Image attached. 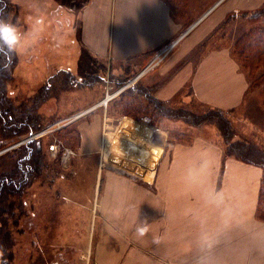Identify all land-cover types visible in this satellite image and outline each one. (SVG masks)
Wrapping results in <instances>:
<instances>
[{"label": "crops", "instance_id": "0c3cea01", "mask_svg": "<svg viewBox=\"0 0 264 264\" xmlns=\"http://www.w3.org/2000/svg\"><path fill=\"white\" fill-rule=\"evenodd\" d=\"M166 1L188 2L50 0L52 48L70 49L75 33L91 62L129 61L136 72L132 85L142 83L161 100L188 87L189 99L224 111L236 108L248 91V76L227 44L205 43L227 18L252 15L264 0H213L216 7L204 24L198 17L182 24ZM10 2L11 21L22 34L17 67L21 49L42 29L26 17L36 13L37 0ZM159 54V64L140 74ZM38 108L43 113V105ZM70 113L75 111L62 110L58 117ZM78 128L77 153L71 149L67 178L51 202L50 228L37 240L45 241L48 230L57 247L61 240L79 245L52 250L53 264L75 258L82 264H264V220L255 215L260 166L224 155L217 139L172 141L147 118L111 115L107 108L86 115ZM142 220L149 231L138 237ZM68 225L83 227L71 233ZM59 226L62 236L55 232Z\"/></svg>", "mask_w": 264, "mask_h": 264}, {"label": "rangeland", "instance_id": "374dc122", "mask_svg": "<svg viewBox=\"0 0 264 264\" xmlns=\"http://www.w3.org/2000/svg\"><path fill=\"white\" fill-rule=\"evenodd\" d=\"M10 5L13 9L8 12V22L12 19L14 11V6L11 2ZM175 5L176 4H174L173 12L176 14L180 9ZM49 6L50 0H37V6H35L36 13H34V16H26L29 22L36 23L39 29H42V31L37 34L41 35L40 33H42V35L32 43H27V47L25 46L21 49V57L23 56L21 63L12 70L10 79L5 82V89L6 94L12 99L14 105H18L21 102L29 105L31 101L30 98L36 94L39 87L44 82H48V78L52 80L53 90L48 98L41 104V106L43 105V113L41 112L43 126L32 134L45 131L42 135L43 137L48 136V139H44V142L46 143L47 140L50 141L49 138L53 140L51 146L48 148V155L46 158L49 159V162H52L55 158H58L59 161L53 164L50 163V166L46 167L42 174L34 179L29 185V189L25 190L22 195L24 199L23 205L17 207L13 213L14 216L12 215V218L15 220L12 221L11 218L9 221V230L11 231L12 239V243L9 246V251L12 254V256L9 257V264H53L55 254L52 250L66 249V245L68 244H62V240L58 242V247L55 245L56 235L54 239L53 236L50 238L51 233L48 230H46L44 234L45 241L40 243V241L37 240L40 236V231L43 232L47 227V223L52 220L50 219L52 218L51 202L54 200L53 198H55V196H58L57 193L58 191L60 192V188L62 189L65 179L67 178L66 175L70 163H63L62 158L65 156L66 150L71 153L72 151L77 153L80 141L78 123L83 120L86 115L102 111V109L107 108L110 103L108 113L122 116L117 114V110H115V100H118L117 97L132 86V82H129L132 78L131 76L136 73H134V69L131 70L129 61L119 63V65L115 62L104 60H97L96 63L95 61L91 62L88 57V51L75 42V33H73L72 36L73 41L70 42V49L59 48L54 50L52 48V39H50L51 16L50 12H48V10H50ZM186 6L187 22L192 20V18L198 17V23L202 24L211 19L213 10L216 7L213 0H188ZM260 9H264V7ZM32 25L35 24H31V26ZM252 27H264V12L253 18H250L249 15H239L237 18L226 19L224 25L214 31L211 37L206 40L208 42L205 43V47L220 46V43H222L227 44L231 48L234 46L233 43L235 40L243 33L249 31ZM24 32L25 35L28 36L26 31ZM25 39L31 38L27 37ZM16 52L19 56V52ZM31 53L33 57L28 60L26 56ZM47 58L48 61L46 60ZM59 65L62 66L61 69H59ZM67 69L71 72H68ZM46 70L50 72V74L54 72L53 75H51L52 77L46 74ZM61 70L62 72L67 71L71 75V78L61 79L59 77V72ZM242 70L244 69L242 68ZM244 72L247 74L245 70ZM247 78L248 81L252 83L251 77ZM139 85L142 86L143 84L139 83ZM187 89L188 87H184L182 91L175 94L172 99L166 102L168 107L174 109L173 113H176V115H172L173 117L170 119L161 118V115L151 116L153 120L161 119V124L164 126L163 129L169 131L168 138H170V140L188 142L194 136L202 135L219 140L225 152L226 144L224 142V137L225 135L229 137L232 134V140H244L249 143H254L260 151L262 150V155L264 154V80L248 89L240 105L231 111H223L227 118L226 121L222 119V116L214 115V113L210 112L212 109H210L209 106H205L201 101L193 99L192 97L190 99L186 97L185 94ZM107 92L115 94L103 103L102 99H105ZM127 99H129V96ZM99 100L101 103L93 107ZM140 106L139 109L141 110L139 113L146 114L148 110H150L149 106L144 102ZM127 107L130 108V105L128 104ZM185 109L197 113L198 115H204L205 113V118L208 120L198 125L189 123L181 115H178L182 114V111ZM62 110L75 111V113L79 112L77 113L79 116L60 127L46 131L49 126L54 125L58 120L74 114L70 113L59 118L58 116L60 115L58 114L62 113ZM51 111H54L55 114ZM220 125L224 127L225 134L220 128ZM76 132L79 137L73 142H70V140L68 141L66 138L64 139V136H60L65 133L69 139H73L77 135ZM23 138L25 137L10 141L5 145H0V150ZM74 153H72V155ZM262 155L257 156L258 158H263ZM60 212L59 206L55 214L56 219L58 217L60 218ZM68 226L71 233L76 229L82 230L83 227ZM48 228H50L49 225L47 229ZM55 232H58L62 236L61 226H59L58 230H55ZM79 236L82 235L79 234ZM77 245L79 244L72 242L69 243L68 246L76 250ZM59 259L61 261L68 260V258ZM70 262V264H82L81 259L77 258L71 259Z\"/></svg>", "mask_w": 264, "mask_h": 264}, {"label": "trees", "instance_id": "16d2710c", "mask_svg": "<svg viewBox=\"0 0 264 264\" xmlns=\"http://www.w3.org/2000/svg\"><path fill=\"white\" fill-rule=\"evenodd\" d=\"M166 2L170 7L172 16L176 20L182 22V24L183 22L187 24L186 4H184L183 1ZM174 4L180 9L176 14L173 12ZM12 9L13 7L10 5L9 0H0V19H4L8 22V12L12 11ZM262 12H264V9H258L249 16L253 18ZM9 23H12V21L10 20ZM233 44L234 46L230 48L233 56L240 64V67L247 72V76L249 78L251 77L252 83L249 81L248 89L253 85L261 83L264 80V27H252L249 31L239 36ZM17 58L16 51L10 55V58L5 55H0V145H5L10 141L29 136L42 128L43 118L38 111V107L48 98L53 90L52 80L48 78V82H44L39 87L36 94L30 98L31 101L29 105L23 102L14 105L12 99L6 94L5 82L10 79ZM59 77L61 79H70L71 75L67 71L62 72L61 70L59 72ZM126 95L129 96V99H127L128 96ZM117 98L118 100H115V110H117V114L147 118L152 124L160 128H164L163 124H161V119L153 120L151 116L161 115V118L170 119L173 117L172 115H176V113H173L174 109L166 105V102L169 100H161L155 97L150 91L144 89L139 84L132 85ZM143 102L149 106L151 110H148L149 114L148 112L146 114L139 113L141 110L139 109L141 107L140 105H142ZM128 104L130 108L127 107ZM109 106L110 103L107 109ZM210 109H212L210 112L214 113V115L222 116L223 120H227L223 113L224 110L212 107H210ZM178 115H181L189 123L195 125L208 120L205 118V113L204 115H198L188 109H185L182 111V114ZM220 128L225 134L224 127L220 125ZM60 136H64V139L66 138L68 141L70 140V142H73L79 137L77 134L75 138L69 139L65 133ZM231 136L228 137L225 135L224 137V142L226 144L224 155H233L262 168L255 215L257 218L264 220V154L262 155V150L260 151L256 144L244 140H232ZM44 139H48V136L43 137V135H41L32 138L0 154V264H9V257L12 256L9 251V246L12 243L9 221L15 209L23 205V193L25 190L29 189V185L34 179L40 176L46 167L50 166V163L53 164L59 161L58 158H55L52 162H49V159L46 158L48 155V148L51 146L53 140L49 138L50 141L47 140L45 143ZM257 155H262L263 158H258ZM14 220L15 219L12 218V221Z\"/></svg>", "mask_w": 264, "mask_h": 264}, {"label": "clouds", "instance_id": "9594fccd", "mask_svg": "<svg viewBox=\"0 0 264 264\" xmlns=\"http://www.w3.org/2000/svg\"><path fill=\"white\" fill-rule=\"evenodd\" d=\"M22 34L19 29L12 23L4 19H0V55L10 58L21 43ZM6 67V66H5ZM72 153L66 150L65 156L62 158L63 163H68ZM149 227L146 220H142L140 226L136 229L138 237H144L148 233ZM154 243H159V238H154Z\"/></svg>", "mask_w": 264, "mask_h": 264}, {"label": "built area", "instance_id": "2783aa9c", "mask_svg": "<svg viewBox=\"0 0 264 264\" xmlns=\"http://www.w3.org/2000/svg\"><path fill=\"white\" fill-rule=\"evenodd\" d=\"M175 42H176V41L171 42V44L168 45V46L162 51L161 54H164V55H165V54L169 51V49H171V47H173V45L175 44ZM161 54L157 55L152 61H150V62L147 64V66L143 69V71H142L140 74H142L143 72H146V69H150V68H153L155 65H158V64H159V61L162 59ZM164 55H163V56H164ZM129 83H131V81H130ZM122 89H123V88H122ZM122 89H120V90H122ZM117 91H118V90H117ZM107 94H108V92L106 93V95H107ZM114 94H115V93H112V96H113ZM106 95H105V97H106ZM99 104H100V103H99ZM77 113H79V112H77ZM77 113H74V114L71 115V116H68V117H66V118H62V119L58 120L57 122H55L54 125L49 126V127L46 129V131H50V130H52V128L60 127V126L64 125L66 122H68V121H70V120H72V119L78 117L79 115H77ZM43 133H45V131H43V132H39V133H37V134L34 133V134H32V135H35L34 137H39V136H41Z\"/></svg>", "mask_w": 264, "mask_h": 264}, {"label": "water", "instance_id": "95a60500", "mask_svg": "<svg viewBox=\"0 0 264 264\" xmlns=\"http://www.w3.org/2000/svg\"><path fill=\"white\" fill-rule=\"evenodd\" d=\"M190 29V28H189ZM188 30V29H187ZM102 101H103V99H102ZM99 103H101V101H99L98 103H96V104H94L93 106H95V105H97V104H99ZM89 108V107H88ZM35 135H29L28 137H25V138H23V139H21V140H19V141H17V142H15V143H13V144H11V145H9L8 147H5L4 149H2V150H0V153H2V152H4V151H6V150H10V148H13V147H15V146H17V145H19V144H21V143H24V142H26V141H28V140H30V139H32V138H35L34 137Z\"/></svg>", "mask_w": 264, "mask_h": 264}, {"label": "bare ground", "instance_id": "6f19581e", "mask_svg": "<svg viewBox=\"0 0 264 264\" xmlns=\"http://www.w3.org/2000/svg\"><path fill=\"white\" fill-rule=\"evenodd\" d=\"M112 96V94H110V93H108L107 95H106V97H105V99H103V103H105L110 97ZM93 107H95V106H93ZM92 107V108H93ZM123 140V139H122ZM131 145V144H130ZM123 147H124V145H122ZM127 146V145H126ZM132 147V146H131ZM129 148V147H128ZM124 149V148H123ZM124 150H127V148H125ZM130 151V150H129ZM126 152V151H125ZM124 155V154H123ZM125 156V155H124ZM126 158V157H125Z\"/></svg>", "mask_w": 264, "mask_h": 264}]
</instances>
